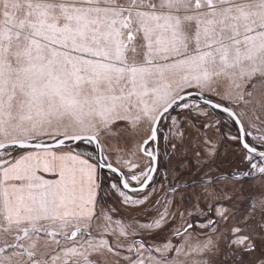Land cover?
<instances>
[{"label": "snow or ice", "instance_id": "snow-or-ice-1", "mask_svg": "<svg viewBox=\"0 0 264 264\" xmlns=\"http://www.w3.org/2000/svg\"><path fill=\"white\" fill-rule=\"evenodd\" d=\"M0 264H264V0H0Z\"/></svg>", "mask_w": 264, "mask_h": 264}]
</instances>
